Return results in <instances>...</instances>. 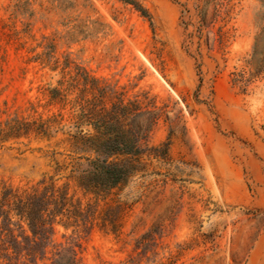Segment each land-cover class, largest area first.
Masks as SVG:
<instances>
[{
    "label": "rangeland",
    "instance_id": "374dc122",
    "mask_svg": "<svg viewBox=\"0 0 264 264\" xmlns=\"http://www.w3.org/2000/svg\"><path fill=\"white\" fill-rule=\"evenodd\" d=\"M134 1L149 15L124 0H0V122L49 125L0 144V194L52 178L95 205L92 226L57 224L51 237L79 264H264V0H226L225 21L205 26L198 0ZM89 79L107 105L160 113L145 171L106 198L58 171L70 102ZM108 207L115 230L102 226Z\"/></svg>",
    "mask_w": 264,
    "mask_h": 264
},
{
    "label": "trees",
    "instance_id": "16d2710c",
    "mask_svg": "<svg viewBox=\"0 0 264 264\" xmlns=\"http://www.w3.org/2000/svg\"><path fill=\"white\" fill-rule=\"evenodd\" d=\"M132 4L143 15L147 10L134 0ZM196 5L199 23L213 24L225 21L229 15L226 0H198ZM188 24H185V29ZM220 32V37L223 34ZM202 35L199 27L189 38ZM262 70L259 71V74ZM243 79V78H241ZM246 83L248 80H238ZM91 86L80 91L70 102L72 113L70 124L74 132H67L69 163L59 166L58 171L69 169L68 179L74 180L85 193L106 198L119 185L127 183L137 174L145 171L142 155L151 130L160 113L148 109L139 100L128 101L118 98L107 105L103 90ZM88 94L89 97H88ZM60 90L55 89V98L63 99ZM64 104L66 100H57ZM60 117V118H59ZM62 117L55 116V129H59ZM48 121H24L14 119L0 122V144L11 138L28 136L31 133L45 136ZM167 143L164 147L167 153ZM112 207L100 215L102 226L117 228V220L108 221ZM98 219L96 206L75 201L69 195L68 184L58 186L52 178L29 188L4 186L0 194V264H79L75 250L68 244H53L51 237L54 226L65 228L92 226ZM50 255V256H48Z\"/></svg>",
    "mask_w": 264,
    "mask_h": 264
}]
</instances>
